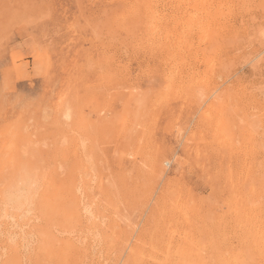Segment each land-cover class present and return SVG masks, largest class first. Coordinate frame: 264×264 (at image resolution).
<instances>
[{
  "label": "rangeland",
  "instance_id": "obj_1",
  "mask_svg": "<svg viewBox=\"0 0 264 264\" xmlns=\"http://www.w3.org/2000/svg\"><path fill=\"white\" fill-rule=\"evenodd\" d=\"M147 1L0 0V264H264V0Z\"/></svg>",
  "mask_w": 264,
  "mask_h": 264
},
{
  "label": "bare ground",
  "instance_id": "obj_2",
  "mask_svg": "<svg viewBox=\"0 0 264 264\" xmlns=\"http://www.w3.org/2000/svg\"><path fill=\"white\" fill-rule=\"evenodd\" d=\"M182 1H186V3H188V5H190V9L189 12H187V14L185 15L186 18L184 21H182L180 23V25L182 26V29L180 31H175L174 30V39L172 38L173 36L167 32L165 30V28L161 29L159 24H162V22H160V20H155L156 19V15H155V11H151V19L150 21L154 20L151 24V40H149L150 42V46L153 47L154 49H163L166 48V50H168V58L171 59L173 62H179L178 64L182 65V62H180L181 60V54L183 52L186 51V49L189 46L190 40L189 38L193 35L196 34L198 36V39L203 42V41H208L210 42L212 40V36L213 35V20L216 16H223L224 14V9H226L225 7H230L228 6L229 4H226V2L223 0V2H219L216 7H212L210 6V0H182ZM189 1V2H188ZM232 1V0H230ZM154 2V0H148L147 3L149 5V9L151 8L152 3ZM159 2V1H158ZM229 3V1H228ZM227 13V12H226ZM246 14V13H245ZM232 15V14H231ZM168 17V16H167ZM222 20V19H221ZM255 23V22H254ZM168 24V23H167ZM176 28V26H175ZM221 31V30H220ZM223 31V30H222ZM223 33V32H222ZM191 35V36H190ZM257 37V36H256ZM223 38V37H222ZM174 41V42H173ZM106 42V41H105ZM246 43V42H245ZM199 53V52H198ZM112 54V53H111ZM204 55V54H203ZM202 55V56H203ZM228 58V57H227ZM199 59V58H198ZM206 59V58H204ZM160 64V63H159ZM171 64V63H170ZM197 65V63H196ZM165 69V68H164ZM176 70V69H175ZM170 75V74H169ZM157 76V75H156ZM176 76V75H175ZM174 77V76H173ZM172 78V76H171ZM171 80V79H170ZM168 81V80H167ZM170 82V81H169ZM166 84V83H165ZM171 84V83H170ZM169 85V84H168ZM190 85V84H189ZM168 87V86H167ZM114 90V89H113ZM150 93V92H149ZM109 95V94H108ZM238 97V96H237ZM110 98V96H109ZM244 102V101H243ZM107 106V105H106ZM105 109V108H104ZM68 112V111H67ZM69 114V113H68ZM66 115V114H65ZM65 118V117H64ZM67 119V118H66ZM68 120V119H67ZM98 122V121H97ZM67 124V123H66ZM252 128V127H251ZM83 133V132H82ZM70 134V133H69ZM73 134V133H72ZM77 135V134H76ZM80 135V134H79ZM81 139V138H80ZM85 139V138H84ZM82 140V139H81ZM80 140V141H81ZM85 141V140H83ZM63 143V142H62ZM82 144V143H81ZM85 144V142H84ZM82 147V146H81ZM101 148V147H100ZM22 149V148H21ZM103 151V150H102ZM85 157V156H84ZM89 157V156H88ZM88 159V158H87ZM91 159V158H90ZM107 162V161H106ZM160 161L156 160L154 166H157V164H159ZM166 163V162H165ZM169 163V162H168ZM93 164V162H92ZM254 165V164H253ZM7 166V165H6ZM190 169V168H189ZM96 170V169H95ZM190 173V172H189ZM36 174V173H35ZM96 174V173H95ZM20 175V176H19ZM18 179L16 177V181L13 184V188H9L11 191L7 200H5V202H9L13 208L18 209V211L21 209H23L24 205L27 206V200H28V196H30V194H32L36 188L37 189V181H33V177H30L29 175H21L19 174ZM38 180V179H37ZM94 181V180H93ZM96 181V180H95ZM82 182V181H81ZM41 183V182H40ZM37 185V186H36ZM79 186V183H78ZM42 187V186H41ZM94 187V185H93ZM48 188V186H47ZM81 191V188L78 187ZM33 189V192H29L30 194H28V191ZM38 189H40V187H38ZM37 189V190H38ZM170 189V188H169ZM36 190V192H37ZM77 190V189H76ZM79 191V192H80ZM34 192V193H36ZM81 193V192H80ZM33 195V194H32ZM35 195V194H34ZM41 195V194H40ZM82 195V194H80ZM37 196V195H36ZM40 197V196H38ZM84 197V196H83ZM30 198V197H29ZM36 199V197L34 198ZM33 199V200H34ZM76 199V198H75ZM78 199V198H77ZM76 199V200H77ZM30 200V199H29ZM152 200V199H151ZM79 202V200H77ZM76 201V205L78 204ZM3 202V201H2ZM31 202V201H30ZM29 202V203H30ZM81 202V201H80ZM34 203V202H33ZM1 204V203H0ZM5 203H3L2 205H4ZM31 204V203H30ZM6 205V204H5ZM257 205V204H256ZM1 206V205H0ZM78 206V205H77ZM86 206V205H84ZM11 207V209H12ZM41 209H44V211H48L50 210V206H42L40 205ZM83 207V206H82ZM2 208V207H0ZM4 208V207H3ZM27 208V207H26ZM85 208V207H84ZM78 209V208H77ZM89 208L86 206L85 208V212L87 211H91L88 210ZM14 210V209H13ZM110 210V209H109ZM17 211V212H18ZM24 211V210H23ZM33 211V210H32ZM69 211V210H68ZM49 213V212H48ZM90 213V212H89ZM24 214V213H23ZM114 215V214H113ZM259 217V216H258ZM13 218V217H12ZM264 218V217H263ZM21 219V218H20ZM97 219V218H96ZM191 219V218H190ZM22 220V219H21ZM105 220V219H104ZM102 221V220H101ZM31 223V222H30ZM249 225V224H248ZM19 226V225H18ZM23 226V225H22ZM1 227V225H0ZM24 228V227H23ZM87 231V230H86ZM7 232V231H6ZM10 232V231H9ZM79 232V231H77ZM63 233V231H62ZM67 233V232H66ZM11 234V233H10ZM32 234V233H31ZM34 235V234H33ZM2 238V237H1ZM8 238V237H6ZM76 238V237H75ZM4 239V238H3ZM9 239V238H8ZM35 239V238H34ZM56 241V240H55ZM68 246H71L69 243H67ZM34 245V244H33ZM23 246V245H22ZM10 247V246H9ZM60 247V246H59ZM98 249V248H97ZM5 251V250H4ZM211 251V250H210ZM5 253V252H4ZM98 253V252H97ZM100 255V254H98ZM103 255V254H102ZM5 256V255H4ZM3 256V257H4ZM96 256V255H95ZM94 258V257H93ZM23 260V259H22ZM214 260V259H213ZM18 258H14L13 260H10L8 262H5V264H18Z\"/></svg>",
  "mask_w": 264,
  "mask_h": 264
}]
</instances>
